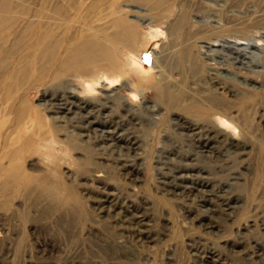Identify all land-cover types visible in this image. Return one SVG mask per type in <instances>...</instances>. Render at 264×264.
I'll return each mask as SVG.
<instances>
[{"label": "rangeland", "instance_id": "374dc122", "mask_svg": "<svg viewBox=\"0 0 264 264\" xmlns=\"http://www.w3.org/2000/svg\"><path fill=\"white\" fill-rule=\"evenodd\" d=\"M73 1L106 9L85 20L102 35L120 32L108 30L116 20L127 28L128 43L115 35L103 56L128 76L103 88L112 117L97 118L124 126L106 142L72 114L49 120L43 85L17 94L13 112L67 146L0 150V264H264V0ZM31 38L19 29L4 47ZM129 51L145 74L129 71ZM27 55L33 83L43 64ZM79 82L67 80L78 96H104Z\"/></svg>", "mask_w": 264, "mask_h": 264}, {"label": "bare ground", "instance_id": "6f19581e", "mask_svg": "<svg viewBox=\"0 0 264 264\" xmlns=\"http://www.w3.org/2000/svg\"><path fill=\"white\" fill-rule=\"evenodd\" d=\"M105 11L106 9H101L99 3L88 5L83 1L0 0V39L3 37V40H0V101L3 104V107L0 108V134L6 128L15 137L14 139L11 135L2 141L0 135V150L10 146H23V143L28 141L43 146L48 142L67 146L65 139L61 141L57 135L51 132L48 134L40 132V127L32 119L28 116H24V118L21 111L14 113L13 105H9L10 102L16 103L15 98L18 93L26 92L35 85L36 89L38 86H44L42 109L51 115L49 120L57 124L58 122L62 123L68 115L72 114L81 122L82 125L80 124L79 128L81 131L97 132L106 142L118 140L119 136L116 135V131L118 127L121 129L124 125L113 121L98 122L97 118L112 117V115L108 116L111 107H108L106 103L111 101L114 96L103 88L106 85L111 86L115 82H121L122 78L125 79L128 76L126 71L119 74L116 72V68L119 67L117 61L112 64L113 58L106 59L103 56L110 54L107 44H114L115 35L119 38L123 37V42L128 43L127 28H123L124 25H120L117 20L114 21L108 30L122 29L111 37V35H102L87 25L85 21L90 15L92 19H97ZM228 23L234 27L243 26V23ZM248 27H238L236 30L238 33L245 34ZM19 29L31 35L32 43L25 44L20 48L15 46L5 49L4 45L7 41L4 38ZM224 44L243 53L252 48L256 50L259 46L251 41L247 45L241 44V47L230 41H226ZM213 46L214 44H207L201 48L210 50ZM30 50L35 52L36 60L34 59V61L43 64L40 68L38 67L37 79L33 83L28 77H32V74L36 72L35 64L32 65L31 70L24 69L23 64L24 58L28 56L27 52ZM132 53L128 52L130 55L127 61L129 71L145 74L146 72L140 65V54ZM71 78L81 80L79 86L83 94L96 93L97 87L100 86V92L104 96L92 99L78 96L76 92L78 89L67 83V80ZM102 79L105 80V84L101 81ZM245 84L247 83L245 82ZM24 87L27 88L24 89ZM122 107L131 113L128 103H123ZM12 114L14 116L10 119L9 116ZM78 135V137L82 136ZM25 136L27 138H24ZM209 138L214 139L212 134L209 135ZM137 145L138 143L135 141H127L126 144L131 151L135 150ZM228 148L235 153L244 150L235 139L229 140ZM2 160L0 155V173Z\"/></svg>", "mask_w": 264, "mask_h": 264}]
</instances>
